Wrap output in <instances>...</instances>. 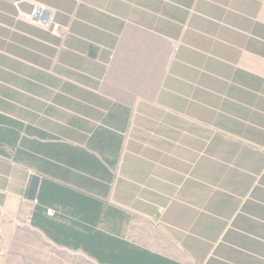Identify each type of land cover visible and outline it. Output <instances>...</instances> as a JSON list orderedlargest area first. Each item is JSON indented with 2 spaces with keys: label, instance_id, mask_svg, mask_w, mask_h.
Here are the masks:
<instances>
[{
  "label": "crops",
  "instance_id": "crops-1",
  "mask_svg": "<svg viewBox=\"0 0 264 264\" xmlns=\"http://www.w3.org/2000/svg\"><path fill=\"white\" fill-rule=\"evenodd\" d=\"M0 228V264H264V0H0Z\"/></svg>",
  "mask_w": 264,
  "mask_h": 264
},
{
  "label": "built area",
  "instance_id": "built-area-1",
  "mask_svg": "<svg viewBox=\"0 0 264 264\" xmlns=\"http://www.w3.org/2000/svg\"><path fill=\"white\" fill-rule=\"evenodd\" d=\"M20 17L31 24H35L46 30H49L54 35L64 36V34H66V33H62L61 26L58 23H56V18L53 12L50 11L48 7L43 4H37L31 14H25L21 12ZM35 202L38 201L35 200ZM47 215L52 217L55 216L56 210L52 208H48ZM2 236H3V230L2 228H0V242L2 240Z\"/></svg>",
  "mask_w": 264,
  "mask_h": 264
},
{
  "label": "water",
  "instance_id": "water-1",
  "mask_svg": "<svg viewBox=\"0 0 264 264\" xmlns=\"http://www.w3.org/2000/svg\"><path fill=\"white\" fill-rule=\"evenodd\" d=\"M39 185H40V177L34 176L32 179V184L30 187L29 195H28L30 200L35 201L37 199Z\"/></svg>",
  "mask_w": 264,
  "mask_h": 264
},
{
  "label": "rangeland",
  "instance_id": "rangeland-1",
  "mask_svg": "<svg viewBox=\"0 0 264 264\" xmlns=\"http://www.w3.org/2000/svg\"><path fill=\"white\" fill-rule=\"evenodd\" d=\"M47 213V210H46ZM67 261L69 264H93L86 257L79 258L78 254H68Z\"/></svg>",
  "mask_w": 264,
  "mask_h": 264
}]
</instances>
